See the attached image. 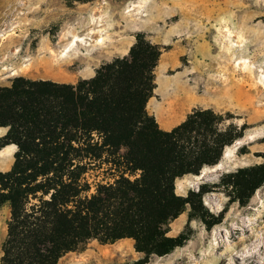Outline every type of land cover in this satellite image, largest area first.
Returning <instances> with one entry per match:
<instances>
[{
	"label": "trees",
	"instance_id": "16d2710c",
	"mask_svg": "<svg viewBox=\"0 0 264 264\" xmlns=\"http://www.w3.org/2000/svg\"><path fill=\"white\" fill-rule=\"evenodd\" d=\"M160 54L137 32L125 55L88 78L14 76L0 86V148L15 146L9 168L0 170V207L7 208L0 264H57L90 241L124 238L143 264L188 239L185 229L167 234L184 209L206 228L219 222L222 214L202 205L203 185L178 195L174 180L217 164L245 125L194 108L170 129L159 128L146 103ZM260 157L224 175L231 202L245 204L264 181V152Z\"/></svg>",
	"mask_w": 264,
	"mask_h": 264
},
{
	"label": "rangeland",
	"instance_id": "374dc122",
	"mask_svg": "<svg viewBox=\"0 0 264 264\" xmlns=\"http://www.w3.org/2000/svg\"><path fill=\"white\" fill-rule=\"evenodd\" d=\"M137 32L161 47L146 103L159 128L170 129L194 108L245 125L224 147L220 168L174 180L178 195L203 185L202 205L214 216L221 213L219 222L206 228L184 209L167 234L185 229L188 239L143 264H264V181L243 205L231 202L229 187L221 184L226 173L260 163L264 152V0H0V86L14 76L88 78L100 64L125 55ZM165 81L168 96L160 85ZM163 104L164 121L154 111ZM6 217L2 206L0 244ZM141 257L124 238L90 241L57 264H141Z\"/></svg>",
	"mask_w": 264,
	"mask_h": 264
},
{
	"label": "crops",
	"instance_id": "0c3cea01",
	"mask_svg": "<svg viewBox=\"0 0 264 264\" xmlns=\"http://www.w3.org/2000/svg\"><path fill=\"white\" fill-rule=\"evenodd\" d=\"M162 91H164V89ZM160 111L162 113V116H159L157 112H155V114L158 118L163 119L164 121V112H165L164 104L160 105ZM0 130L1 132H3L4 128L0 127ZM14 150H15V146L13 144H8L0 148V170L1 171L7 170L9 168Z\"/></svg>",
	"mask_w": 264,
	"mask_h": 264
},
{
	"label": "bare ground",
	"instance_id": "6f19581e",
	"mask_svg": "<svg viewBox=\"0 0 264 264\" xmlns=\"http://www.w3.org/2000/svg\"><path fill=\"white\" fill-rule=\"evenodd\" d=\"M102 38V37H101ZM101 38H99L98 40H101ZM100 43V42H99ZM160 85L162 86L161 87V89H164L165 88V91H166V94H165V96H168V94H169V90H168V82L167 81H165V82H162V83H160ZM170 101V100H169ZM179 102V101H178ZM175 105V104H174ZM170 109V108H169ZM154 110H155V112H157V114L159 115V116H162V113H161V111H160V106H155L154 107ZM168 110V108H165V111H167ZM170 119H172V118H170ZM166 124V125H165ZM165 124H163V126H167L169 123L168 122H166ZM237 142V141H236ZM224 156H229V152L227 151V149H225V151H224ZM214 167H216V168H220L221 167V164L220 163H217V164H215L214 165ZM206 167H203V170L201 171V174H199L198 175V177L200 178V177H202V176H204L205 175V173L207 172V171H205L204 169H205Z\"/></svg>",
	"mask_w": 264,
	"mask_h": 264
}]
</instances>
